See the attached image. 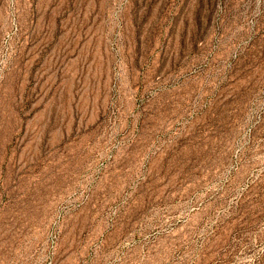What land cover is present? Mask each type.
I'll return each mask as SVG.
<instances>
[{
	"label": "rangeland",
	"instance_id": "obj_1",
	"mask_svg": "<svg viewBox=\"0 0 264 264\" xmlns=\"http://www.w3.org/2000/svg\"><path fill=\"white\" fill-rule=\"evenodd\" d=\"M0 264H264V0H0Z\"/></svg>",
	"mask_w": 264,
	"mask_h": 264
}]
</instances>
